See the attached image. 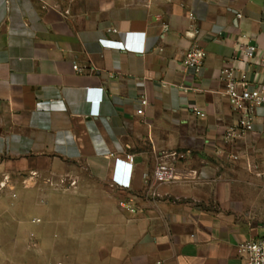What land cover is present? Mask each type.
Returning <instances> with one entry per match:
<instances>
[{
  "label": "crops",
  "instance_id": "0c3cea01",
  "mask_svg": "<svg viewBox=\"0 0 264 264\" xmlns=\"http://www.w3.org/2000/svg\"><path fill=\"white\" fill-rule=\"evenodd\" d=\"M263 55L264 0H0V183L70 185L25 264H244L237 246L264 238V109L238 129L219 73L255 80ZM159 160L178 178L153 187Z\"/></svg>",
  "mask_w": 264,
  "mask_h": 264
},
{
  "label": "rangeland",
  "instance_id": "374dc122",
  "mask_svg": "<svg viewBox=\"0 0 264 264\" xmlns=\"http://www.w3.org/2000/svg\"><path fill=\"white\" fill-rule=\"evenodd\" d=\"M235 138L227 136L223 142L230 145ZM225 157L228 162L238 159L236 154L230 152ZM253 170L255 177L264 174L258 167H254ZM71 171L72 168H66L64 174H71ZM34 175L30 178L27 173H16L8 183H0V264H25L24 260L30 258L33 260L44 258L45 249L38 247L35 230L45 224L43 215L48 209H54L59 187L68 189L70 185L57 184L54 179L50 183H43L44 179L51 176L50 173ZM10 210L14 211V219L11 220L14 225L7 227L3 221L7 220V213ZM32 218L38 223L37 226L29 224Z\"/></svg>",
  "mask_w": 264,
  "mask_h": 264
},
{
  "label": "built area",
  "instance_id": "2783aa9c",
  "mask_svg": "<svg viewBox=\"0 0 264 264\" xmlns=\"http://www.w3.org/2000/svg\"><path fill=\"white\" fill-rule=\"evenodd\" d=\"M239 17V16H238ZM241 36L235 43L240 50L246 68H251V62L255 55V47L250 43H244ZM204 65V52L198 45L188 49L181 60L183 71L194 75L199 74ZM76 68V67H75ZM255 80L246 77L244 72L237 73L233 68H224L220 71V80L224 82V96L233 112L239 115L238 129L250 128L252 117L258 110L264 109V55L260 57V65L254 69ZM139 103L144 105L143 97ZM228 136H236L235 132L228 131ZM125 161L132 163L133 158L125 155ZM177 171L172 162L159 160L151 174L143 175L144 183L150 182L154 186L168 184L176 181ZM132 212L133 209H130ZM237 254L244 258V264H264V238H256L237 246ZM160 264V263H158Z\"/></svg>",
  "mask_w": 264,
  "mask_h": 264
}]
</instances>
